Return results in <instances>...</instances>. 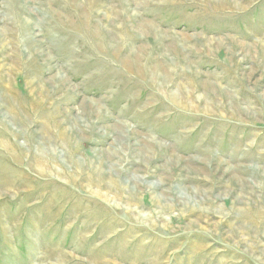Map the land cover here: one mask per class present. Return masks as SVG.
Here are the masks:
<instances>
[{
    "label": "rangeland",
    "instance_id": "1",
    "mask_svg": "<svg viewBox=\"0 0 264 264\" xmlns=\"http://www.w3.org/2000/svg\"><path fill=\"white\" fill-rule=\"evenodd\" d=\"M0 264H264V0H0Z\"/></svg>",
    "mask_w": 264,
    "mask_h": 264
}]
</instances>
